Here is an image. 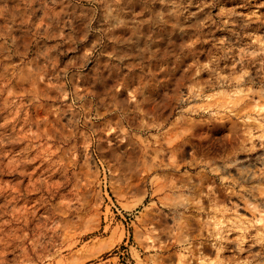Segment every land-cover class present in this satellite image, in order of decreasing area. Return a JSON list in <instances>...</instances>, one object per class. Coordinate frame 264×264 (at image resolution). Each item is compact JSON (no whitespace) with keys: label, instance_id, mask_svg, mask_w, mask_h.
Listing matches in <instances>:
<instances>
[{"label":"rangeland","instance_id":"obj_1","mask_svg":"<svg viewBox=\"0 0 264 264\" xmlns=\"http://www.w3.org/2000/svg\"><path fill=\"white\" fill-rule=\"evenodd\" d=\"M0 264H264V0H0Z\"/></svg>","mask_w":264,"mask_h":264},{"label":"bare ground","instance_id":"obj_2","mask_svg":"<svg viewBox=\"0 0 264 264\" xmlns=\"http://www.w3.org/2000/svg\"><path fill=\"white\" fill-rule=\"evenodd\" d=\"M170 145H171V143H169ZM156 152V151H155ZM160 152V151H159ZM157 155V154H156ZM154 156V155H153ZM172 156H174V155H172ZM158 157H156L155 159H157ZM172 158V157H171ZM170 158V159H171ZM155 161V160H154ZM173 161H175V160H173ZM154 165V164H153ZM173 165V164H172ZM180 165V164H179ZM155 167V166H154ZM179 168V167H178ZM160 177V176H159Z\"/></svg>","mask_w":264,"mask_h":264}]
</instances>
